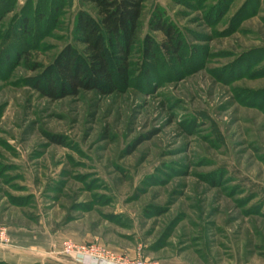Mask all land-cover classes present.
Here are the masks:
<instances>
[{
	"label": "rangeland",
	"instance_id": "1",
	"mask_svg": "<svg viewBox=\"0 0 264 264\" xmlns=\"http://www.w3.org/2000/svg\"><path fill=\"white\" fill-rule=\"evenodd\" d=\"M80 8L94 15L78 0H0V227L50 231L62 254L71 242L264 264V0H145L127 83L50 100L32 84L75 45ZM159 18L180 51L146 60Z\"/></svg>",
	"mask_w": 264,
	"mask_h": 264
},
{
	"label": "trees",
	"instance_id": "2",
	"mask_svg": "<svg viewBox=\"0 0 264 264\" xmlns=\"http://www.w3.org/2000/svg\"><path fill=\"white\" fill-rule=\"evenodd\" d=\"M145 0H78L80 6H90L94 15L80 8L73 26L75 45L67 44L40 81L32 87L40 95L57 100L77 96L80 92L96 91L108 95L116 91V77L123 83L129 78V58L137 42V30ZM26 20L23 22L22 32ZM150 29L164 39L158 44L149 35L142 42L146 60L156 59V53L177 57L181 43L175 28L162 19L151 22ZM81 46V49L77 45ZM28 57L24 61L28 66ZM36 68V67H35ZM52 144L63 145L60 138L45 135ZM0 264H5L0 262Z\"/></svg>",
	"mask_w": 264,
	"mask_h": 264
},
{
	"label": "crops",
	"instance_id": "3",
	"mask_svg": "<svg viewBox=\"0 0 264 264\" xmlns=\"http://www.w3.org/2000/svg\"><path fill=\"white\" fill-rule=\"evenodd\" d=\"M9 242L0 245V262L5 264H99L94 260L60 253L63 241L50 231L10 228Z\"/></svg>",
	"mask_w": 264,
	"mask_h": 264
},
{
	"label": "built area",
	"instance_id": "4",
	"mask_svg": "<svg viewBox=\"0 0 264 264\" xmlns=\"http://www.w3.org/2000/svg\"><path fill=\"white\" fill-rule=\"evenodd\" d=\"M8 242L9 238L6 229L0 227V245H7ZM63 253L67 255L86 257L99 264H158L157 262L149 261L143 259L142 257L129 259L126 256H116L100 245L95 244L80 245L66 242L63 245Z\"/></svg>",
	"mask_w": 264,
	"mask_h": 264
}]
</instances>
